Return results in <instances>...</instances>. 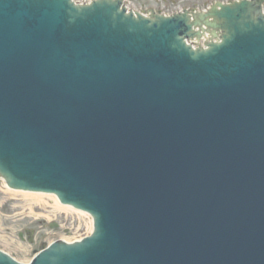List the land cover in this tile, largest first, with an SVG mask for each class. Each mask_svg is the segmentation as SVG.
I'll return each instance as SVG.
<instances>
[{"label": "water", "instance_id": "95a60500", "mask_svg": "<svg viewBox=\"0 0 264 264\" xmlns=\"http://www.w3.org/2000/svg\"><path fill=\"white\" fill-rule=\"evenodd\" d=\"M0 178L93 221L28 264H264L260 3L0 0Z\"/></svg>", "mask_w": 264, "mask_h": 264}, {"label": "rangeland", "instance_id": "374dc122", "mask_svg": "<svg viewBox=\"0 0 264 264\" xmlns=\"http://www.w3.org/2000/svg\"><path fill=\"white\" fill-rule=\"evenodd\" d=\"M83 214L59 209L48 196L15 193L0 179V251L28 264L52 242L89 236L92 227Z\"/></svg>", "mask_w": 264, "mask_h": 264}, {"label": "flooded vegetation", "instance_id": "af4514ba", "mask_svg": "<svg viewBox=\"0 0 264 264\" xmlns=\"http://www.w3.org/2000/svg\"><path fill=\"white\" fill-rule=\"evenodd\" d=\"M84 2L90 1V0H81ZM123 4L128 6L129 8H138L139 6L145 7V4L150 2H154L151 6L147 7L144 12H155V13H161L164 12L161 10V8H164L165 10H171L173 4L175 3H190V2H197L200 3L202 6H206L208 3L212 4L215 2H233L235 0H122ZM261 4L262 10L264 12V0H258ZM143 11V10H141Z\"/></svg>", "mask_w": 264, "mask_h": 264}, {"label": "bare ground", "instance_id": "6f19581e", "mask_svg": "<svg viewBox=\"0 0 264 264\" xmlns=\"http://www.w3.org/2000/svg\"><path fill=\"white\" fill-rule=\"evenodd\" d=\"M13 192H15V193H22V194H30V195H36V196H48V197H50V198H52L53 200H54V202H56V204L58 205V207H59V209H62V210H66V211H69V212H73L74 211V213H77V214H83L82 212H80V211H78V210H75V209H73V208H71V207H69V206H62L60 203H59V201H58V199L55 197V196H53V195H48V194H42V193H27V192H21V191H13ZM83 215H85V213L83 214ZM87 215V214H86ZM87 216H89V215H87ZM89 220H90V225H91V227H92V225H93V221H92V218L89 216ZM78 241V240H77Z\"/></svg>", "mask_w": 264, "mask_h": 264}]
</instances>
